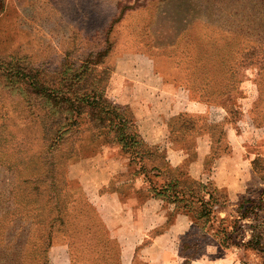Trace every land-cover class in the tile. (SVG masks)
I'll return each instance as SVG.
<instances>
[{
	"label": "rangeland",
	"instance_id": "374dc122",
	"mask_svg": "<svg viewBox=\"0 0 264 264\" xmlns=\"http://www.w3.org/2000/svg\"><path fill=\"white\" fill-rule=\"evenodd\" d=\"M142 55L165 82L188 91L194 111L207 105L211 121L222 123L211 127L215 135L223 139L222 126L232 124L242 155L214 169L203 162L208 177L180 182L197 218L181 240L183 255L264 264V0H0V264L68 263L51 256L64 244L59 220L69 225L90 211L79 209L87 200L70 172L87 168L80 160L95 153L91 139L112 138L83 116L64 137L59 115L49 118L36 94L63 86L64 70L81 64L102 73L103 86L116 62L126 67ZM110 105L131 122L128 108ZM223 151L220 141L215 154ZM246 200L256 210L240 217ZM203 207L207 221L196 215ZM252 235L261 237L256 249Z\"/></svg>",
	"mask_w": 264,
	"mask_h": 264
},
{
	"label": "crops",
	"instance_id": "0c3cea01",
	"mask_svg": "<svg viewBox=\"0 0 264 264\" xmlns=\"http://www.w3.org/2000/svg\"><path fill=\"white\" fill-rule=\"evenodd\" d=\"M102 87V97L131 111V122L124 123L135 146L125 152L113 140L112 132L108 140L106 134V140L91 139L97 146L95 153L80 160L87 168L70 172L87 200L79 209L90 211L72 224L63 220L59 230L64 234V244L53 247L51 256L56 251L68 259L67 264H216L209 258L186 260L180 243L196 225L164 189L177 183L181 188L183 179L196 182V178L208 177L211 171L203 162L212 163L211 169L222 161L240 162L242 155L232 136V124L222 126L223 139L215 135L211 127L222 123L211 121L207 105L201 104L203 113L194 111L196 102L188 91L165 82L146 55L126 67L116 62ZM192 117L205 124H192ZM240 117L242 121V113ZM220 141L224 151L216 155ZM199 165L197 174L193 170ZM215 208L226 209L221 204ZM217 218L223 219L218 213ZM219 264L239 262L226 257Z\"/></svg>",
	"mask_w": 264,
	"mask_h": 264
},
{
	"label": "trees",
	"instance_id": "16d2710c",
	"mask_svg": "<svg viewBox=\"0 0 264 264\" xmlns=\"http://www.w3.org/2000/svg\"><path fill=\"white\" fill-rule=\"evenodd\" d=\"M67 71L68 68L63 72L61 81L63 86H58V88L54 87L53 89L49 88L48 91L42 90L40 93L36 94V98L42 100L41 105L48 107V111H50L48 113L49 118H51V113L56 116L59 115L55 123L65 128L64 133H62L63 136L68 137L74 133V126L79 124L81 120L79 117L83 116L84 120H87L95 127L108 128V132H112L113 140L120 144L125 152H129L134 148L135 140L132 137L133 135L129 133L124 121L121 120L120 113L118 112L119 109H113V106L110 107L111 103L101 95V91L103 90L101 85L103 74L95 72L94 67H88L87 64H81L77 69L71 68L68 72L69 74H67ZM91 102L94 105L92 108H89L88 106ZM59 139L60 138H57V140ZM48 176L50 175L42 176V178H48ZM181 188H183V192L181 191ZM181 188L178 183L177 186L171 184L164 189V192H166L169 197H173V200L179 203V207L188 214H192L191 216L197 220L195 215H193L195 213V210H193L192 207L194 196L192 195V192L188 190V187L184 188L182 186ZM175 190L177 193H175ZM260 199L261 196L258 197L257 202H259ZM246 201L249 203V206L247 207H243L242 203H239L238 209L243 210L240 213V217H244V213L247 212V209L253 214L254 210H256V207L251 206L253 202ZM201 212H203V214H201ZM205 212H207V215H204ZM210 214L211 211H206L205 207L199 209V212L196 211V215L204 217L206 221L210 217ZM56 220L57 219L51 218L50 221L45 224L49 231L52 228L51 222ZM63 220L64 219L59 220L60 223L57 226L59 229L63 224ZM254 228H256V226ZM255 237L257 238L255 242L254 235L251 236L249 242L252 243L253 241L254 245H252V248L256 249L261 237ZM241 246H244V244Z\"/></svg>",
	"mask_w": 264,
	"mask_h": 264
}]
</instances>
